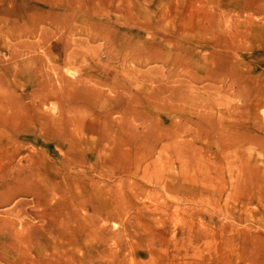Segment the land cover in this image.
I'll list each match as a JSON object with an SVG mask.
<instances>
[{
    "label": "rangeland",
    "instance_id": "rangeland-1",
    "mask_svg": "<svg viewBox=\"0 0 264 264\" xmlns=\"http://www.w3.org/2000/svg\"><path fill=\"white\" fill-rule=\"evenodd\" d=\"M14 56L73 82L0 120V264H264V0H0Z\"/></svg>",
    "mask_w": 264,
    "mask_h": 264
},
{
    "label": "bare ground",
    "instance_id": "bare-ground-1",
    "mask_svg": "<svg viewBox=\"0 0 264 264\" xmlns=\"http://www.w3.org/2000/svg\"><path fill=\"white\" fill-rule=\"evenodd\" d=\"M187 14L189 15H194L197 14L195 11L187 10ZM14 59V65L7 66L3 72H0V120L7 117L8 113L12 112V107L11 106H16L15 108L20 106V104L23 102V99L25 96H28L31 101H30V106L33 108H37L40 106V104H46L49 102H56L59 103L61 102V94L62 92L64 93L65 90H60L57 87H49L52 71L56 72L60 76V82L62 84V87L65 89L70 90V86L73 82L72 79L65 77L64 75L60 74L59 72L57 73V70H59V65L60 64H65L67 59H61L60 57H56L52 60L55 65L51 64L49 66H46L45 69L41 70L43 71V74L37 73L36 78L34 79H29L26 76L24 77V72L23 68L19 65V59L17 56L13 57ZM32 60V59H31ZM57 63V64H56ZM13 87V88H12ZM30 88V92H29ZM14 89V95L10 102L6 105H3V102L6 101L9 98L10 93ZM20 89V93L17 92V90ZM29 92V93H28ZM70 99L72 102L74 101V93L70 92ZM28 107V105H26ZM22 107V106H20ZM71 110L72 107H69ZM61 112L63 111L62 108H60ZM13 114V112H12ZM14 117H20L18 120V123L12 124V126H16L17 130L19 133H21V138H24L28 133H32V130H29L27 128L26 122L28 117L26 116V113L23 112V109L21 112H17V114L13 115ZM34 123V122H33ZM39 124L43 127H45V123L43 121H40Z\"/></svg>",
    "mask_w": 264,
    "mask_h": 264
}]
</instances>
